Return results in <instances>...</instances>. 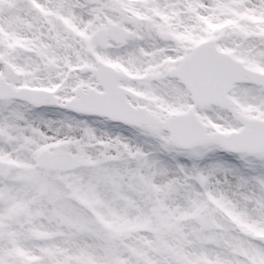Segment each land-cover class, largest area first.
<instances>
[{
    "label": "snow or ice",
    "instance_id": "6c2138e0",
    "mask_svg": "<svg viewBox=\"0 0 264 264\" xmlns=\"http://www.w3.org/2000/svg\"><path fill=\"white\" fill-rule=\"evenodd\" d=\"M0 264H264V0H0Z\"/></svg>",
    "mask_w": 264,
    "mask_h": 264
}]
</instances>
